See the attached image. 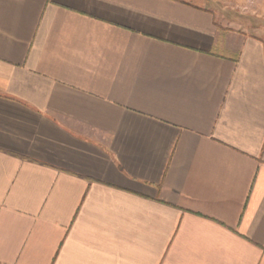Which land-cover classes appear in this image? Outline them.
Masks as SVG:
<instances>
[{"label": "crops", "instance_id": "crops-1", "mask_svg": "<svg viewBox=\"0 0 264 264\" xmlns=\"http://www.w3.org/2000/svg\"><path fill=\"white\" fill-rule=\"evenodd\" d=\"M250 2L0 0V264H264Z\"/></svg>", "mask_w": 264, "mask_h": 264}, {"label": "rangeland", "instance_id": "rangeland-1", "mask_svg": "<svg viewBox=\"0 0 264 264\" xmlns=\"http://www.w3.org/2000/svg\"><path fill=\"white\" fill-rule=\"evenodd\" d=\"M261 2H250L242 6L243 14H248L246 17L239 15L238 13V28L243 29V31L250 30L249 25H255L256 28L264 29V11ZM236 6V5H235ZM238 6V5H237ZM239 7V6H238ZM237 9V8H236ZM240 10V7L237 9Z\"/></svg>", "mask_w": 264, "mask_h": 264}]
</instances>
